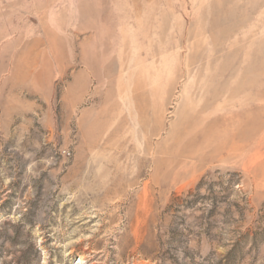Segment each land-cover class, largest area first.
Here are the masks:
<instances>
[{"label": "rangeland", "instance_id": "rangeland-1", "mask_svg": "<svg viewBox=\"0 0 264 264\" xmlns=\"http://www.w3.org/2000/svg\"><path fill=\"white\" fill-rule=\"evenodd\" d=\"M0 264H264V0H0Z\"/></svg>", "mask_w": 264, "mask_h": 264}]
</instances>
